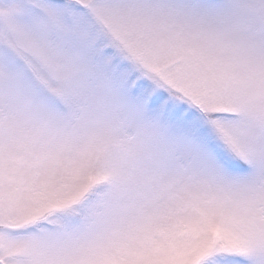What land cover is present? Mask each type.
Here are the masks:
<instances>
[{
    "label": "snow or ice",
    "instance_id": "1",
    "mask_svg": "<svg viewBox=\"0 0 264 264\" xmlns=\"http://www.w3.org/2000/svg\"><path fill=\"white\" fill-rule=\"evenodd\" d=\"M0 264H264V0H0Z\"/></svg>",
    "mask_w": 264,
    "mask_h": 264
}]
</instances>
